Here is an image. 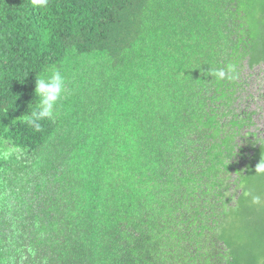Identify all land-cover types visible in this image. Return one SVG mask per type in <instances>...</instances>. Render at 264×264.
Instances as JSON below:
<instances>
[{
  "label": "trees",
  "instance_id": "1",
  "mask_svg": "<svg viewBox=\"0 0 264 264\" xmlns=\"http://www.w3.org/2000/svg\"><path fill=\"white\" fill-rule=\"evenodd\" d=\"M80 58L84 120L69 101L35 131L37 77ZM246 61L264 63V0H0V137L30 157L0 167V264H264V139L228 206Z\"/></svg>",
  "mask_w": 264,
  "mask_h": 264
},
{
  "label": "rangeland",
  "instance_id": "2",
  "mask_svg": "<svg viewBox=\"0 0 264 264\" xmlns=\"http://www.w3.org/2000/svg\"><path fill=\"white\" fill-rule=\"evenodd\" d=\"M74 63L73 60H70L67 63H60L55 66V68L62 71L65 75L67 85L65 95L60 102L55 120L64 117L69 121L68 114L73 112V106L67 103L69 101L70 103L73 101V105L77 104L78 110L74 111H76V116L80 118L81 121L84 120L85 111L89 109V101L88 99L85 101V98L88 97L92 84L91 82H85V77L91 78L94 75V72L91 70L93 68H98L93 67L95 66V61H91L87 58H80L78 64ZM244 66L240 78L242 87L240 88V92L236 95L237 100L233 103L235 112H233L229 118L239 116L241 118L250 119L247 120L248 122L246 123L245 128L240 130L239 135L236 138V153L234 158H232V163L235 164L236 168L229 172L227 176L229 179L228 206H236L237 198L241 194V190L235 187V180L237 178V173L240 170L241 163L246 158L247 154L251 152L252 144L258 140L264 139V63L254 69H250L246 61ZM85 68L88 69L85 71ZM224 108L225 107H222L221 114L224 112ZM227 121L228 119L225 118L224 122ZM29 159L28 152L22 150L20 159H12L8 161L0 160V167L2 166L1 168H3V170L12 171L13 168L19 167L21 162H26ZM219 247L221 250L224 249L223 244ZM216 264L225 263L224 261H218Z\"/></svg>",
  "mask_w": 264,
  "mask_h": 264
},
{
  "label": "clouds",
  "instance_id": "3",
  "mask_svg": "<svg viewBox=\"0 0 264 264\" xmlns=\"http://www.w3.org/2000/svg\"><path fill=\"white\" fill-rule=\"evenodd\" d=\"M32 6L37 9L47 10L50 7V0H31ZM234 68L230 65L227 70L218 69L213 71L217 79L229 78ZM66 77L62 71L57 68L50 69L46 74L37 77L35 96L37 103L30 114L24 116V122L35 131H41L42 120H54L58 114L60 102L66 92ZM22 149L19 145L9 142L6 138L0 137V160L8 161L20 159ZM256 172H264V158L256 166ZM254 202H259V197L254 198Z\"/></svg>",
  "mask_w": 264,
  "mask_h": 264
}]
</instances>
